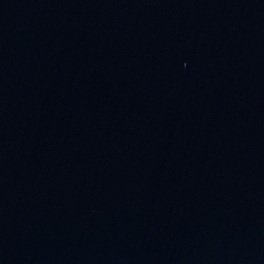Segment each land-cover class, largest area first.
Returning a JSON list of instances; mask_svg holds the SVG:
<instances>
[{
    "label": "water",
    "instance_id": "95a60500",
    "mask_svg": "<svg viewBox=\"0 0 264 264\" xmlns=\"http://www.w3.org/2000/svg\"><path fill=\"white\" fill-rule=\"evenodd\" d=\"M0 264H264V0H0Z\"/></svg>",
    "mask_w": 264,
    "mask_h": 264
}]
</instances>
